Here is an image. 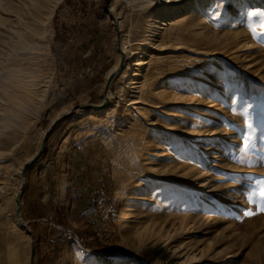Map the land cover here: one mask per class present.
<instances>
[{"label":"rangeland","instance_id":"374dc122","mask_svg":"<svg viewBox=\"0 0 264 264\" xmlns=\"http://www.w3.org/2000/svg\"><path fill=\"white\" fill-rule=\"evenodd\" d=\"M151 1L61 0L50 19L51 37H28L33 48L22 61L45 84L42 98L20 100L24 111L33 108L28 126L16 118L0 127L1 141L13 136L20 143L13 152L0 143V264H29V237L14 226L11 211L13 170L37 152L49 128L40 156L25 169L19 203L33 233L35 264H264V0H243L231 22L226 18L237 0H187L184 21L193 19L192 34L184 30L187 36L167 43L157 38L138 79L140 102L117 130L131 69L120 63L116 34L119 45L138 51L149 15L162 8ZM8 2L0 1V41L11 34ZM255 11L260 15L248 18ZM249 19L254 43L227 46ZM8 48L0 43V64L7 67ZM115 68L107 91L114 97L121 86L122 100L102 118L98 113L114 100L107 96L98 107ZM152 150L170 153L152 161ZM171 159L173 170L151 168ZM71 171L78 186L83 176L98 189L79 190L73 208ZM139 180L144 198L121 230L127 191ZM29 191L47 198L28 203ZM82 208L90 216L79 215Z\"/></svg>","mask_w":264,"mask_h":264},{"label":"bare ground","instance_id":"6f19581e","mask_svg":"<svg viewBox=\"0 0 264 264\" xmlns=\"http://www.w3.org/2000/svg\"><path fill=\"white\" fill-rule=\"evenodd\" d=\"M60 1L61 0H9L7 6H5L4 8L6 11L11 12L9 14L11 19L8 25L9 32H11V34L9 35L10 37L9 40L6 39L1 40L0 43L2 48H4L5 46L6 48H8V46L10 45V48H8V50H10V54L12 53L13 57L10 61L12 63L8 67L4 66V64L2 63L0 64V127L1 128L9 127L10 122L16 118L20 119L19 125L24 124L28 126L31 120L30 118L34 117V116L31 117L29 112V110L33 108L28 107L25 108L24 111L22 109L20 100L24 99L30 101L33 99V95L37 98H42L41 87L42 84L43 85L45 84V80L42 77L37 78L34 74H30L34 72V70H32L33 68L26 67L25 65L29 64V62H27L28 60L23 62L22 59L25 58L24 57L25 51L27 49L33 48L32 46L30 48V45L27 42L28 37L31 36L42 37V35L48 32H49V36L51 37L52 29L50 27V19L57 3ZM132 1H137V2L142 1L145 4L152 3L151 0H132ZM251 1L254 2L255 0H251ZM187 2H188L187 0H159V4L162 6V8L153 15H149L147 19L148 30L143 42L141 43L142 47L139 48L138 51H133L127 45L125 46L123 45V43H121L120 48L122 51V62L125 61L127 65V69H131V73L127 78L128 85H126V87H128L130 90L129 91L130 96H128V98L126 99L127 101V104L125 105L126 108L124 110V113L120 121L116 124L115 129L122 130V128H124L129 123V119L133 116V111L135 110V107L133 105L140 102L139 101L140 98L138 95L139 93L138 88L141 86L140 85L141 83L138 81V79L140 76H142L144 66L148 64L149 59H146V57L148 56V52L151 49L155 48L157 38H159V41H161L162 43L163 42L167 43L172 41L175 38V36H177L179 40L187 36L184 33V30H186L188 34H192L195 25L193 19L189 18L186 21H184L186 17L184 16L183 13H185L184 11L187 9L186 6ZM242 2L243 0L236 1L235 3L236 5L233 7L232 10H230L226 18L227 22L235 21V18L237 19L240 17ZM206 5L209 6L208 2L206 3ZM257 15H260V13L257 11L249 12L248 18L250 17L252 18V16L256 17ZM263 16H261L260 19L264 23ZM183 21L185 23H183ZM252 25L253 24L250 23V19H249L246 28H241L240 30L232 31L234 34V38H231V40L227 42V46L230 45L231 43H234L235 44L234 46H239L241 42L243 43L240 44L239 47H243L247 43H250L252 45V43L254 42L249 40V37H251V35L252 36L256 35L255 31H253L255 26L252 27ZM261 34H262L261 38L264 39V26ZM7 59L8 58L6 57L5 60ZM31 87H36V89L34 90ZM120 91H121V86L119 87V90L114 97L112 96V94H110L107 91V96H109L110 99L112 97L114 99V100H110L109 102V104L112 107L100 111L98 115L104 118V117L112 116L114 114L116 106L119 104V101L122 100L121 98L122 94H120ZM13 109L18 112L14 113L15 111ZM209 115L210 113L205 114L204 119L208 120L211 117ZM232 118H234V120L236 121L237 123L236 125H239L238 123L239 119L236 113L232 115ZM239 122L241 123V120ZM206 129H208V131L211 130L210 124L207 125ZM153 139H154L153 137H150L149 141L151 142L153 141ZM0 143H2V146L10 152H13L16 149H18L17 147L20 144L19 139L13 136L12 137L5 136V138L2 139V141L0 140ZM152 151H153L151 154L152 161L157 158L163 157L165 155L167 156L170 153V152L163 153V151H159V150H152ZM34 153L35 152L27 154L24 161L21 162L15 170H13L15 171L17 186L11 197V211L13 214L14 226L16 228H18V225L16 223L14 216V199L16 192L20 186L21 168L23 166V163L28 159H30V157H32ZM172 160L173 159L167 161L165 164H160L159 162H157L155 165H151V168L157 166L158 169H160L161 171L173 170L174 165H172L173 162ZM184 169H189V167L186 165ZM145 191H146V187L145 184L142 182V180H139L136 183V185L132 188L131 192L127 191L128 193L127 200L125 201L118 217V224L121 230L125 228L128 218L131 216L132 212L135 209L137 200L144 198ZM187 219L188 218L182 219V222ZM71 259H73V261L76 262L75 255H73Z\"/></svg>","mask_w":264,"mask_h":264},{"label":"water","instance_id":"95a60500","mask_svg":"<svg viewBox=\"0 0 264 264\" xmlns=\"http://www.w3.org/2000/svg\"><path fill=\"white\" fill-rule=\"evenodd\" d=\"M116 45H117V49H118L119 55H120V63H123L122 62V51H121V48L119 45V34H118V32L116 34ZM116 72H117V69L115 68L112 72L109 73V75L107 77L106 84L104 87L103 103L101 106H98L100 108H103L105 106V104H107L108 97H107L105 92L107 91L109 83H110L112 77L116 74ZM79 107H82V106H79ZM49 129L45 131V133H44V135H43V137L39 143V147H38V150L35 153V155L33 157H31L30 159H28L27 161H25V163L23 164V166L21 168V173H20V186L16 192L15 199H14V216H15L16 223L18 225V228L24 234H26L29 237V241H30V251H29V258H28L29 264H35L34 263V250H35V248H34L35 247L34 246V237H33V233L31 231V229L27 226V224L23 221V219L21 217V213H20V209H19V203H20L21 193L23 191L24 184H25V169L35 159H37L40 156Z\"/></svg>","mask_w":264,"mask_h":264},{"label":"crops","instance_id":"0c3cea01","mask_svg":"<svg viewBox=\"0 0 264 264\" xmlns=\"http://www.w3.org/2000/svg\"><path fill=\"white\" fill-rule=\"evenodd\" d=\"M78 174L75 172H73V171H71V176H70V179H69V182H68V186H67V188L69 189V192H70V194H69V198H70V200L72 199V208H73V206H74V204L76 203H74L73 202V199L75 198V196L76 195H78V192H79V190H83V192L85 193V191L87 192V191H91V189L93 188V183L92 182H89V181H86V180H83L82 179V175H80V176H82L81 178H80V183H79V186L77 185L78 183L77 182H75L77 179H76V176H77ZM75 180V181H74ZM74 183H75V185H74ZM64 187H66V185L64 186ZM95 188V192H97L98 191V189H97V186H95L94 187ZM94 188H93V190H94ZM96 189H97V191H96ZM75 192H77V194H75L74 195V193ZM45 194L44 195H35V193L34 192H26V195L24 196L25 197V201L26 202H28V203H30V202H32L33 200H37V199H39L41 202H44V200L47 198H45ZM81 198H82V200L83 201H85V203L87 202V200H92V195H91V197H90V199H85L83 196H80ZM97 206H98V204H99V197H100V195L99 194H97ZM80 198V199H81ZM77 200H79V199H77ZM76 200V201H77ZM81 200V201H82ZM88 201V202H89ZM90 203H88V205H89ZM83 206V205H82ZM95 207H96V205H95ZM87 210V208L86 209H81V211H79L78 212V214L79 215H82V214H85V215H88V216H90V210L88 211H86ZM33 219H31L30 221H32Z\"/></svg>","mask_w":264,"mask_h":264},{"label":"snow or ice","instance_id":"6c2138e0","mask_svg":"<svg viewBox=\"0 0 264 264\" xmlns=\"http://www.w3.org/2000/svg\"><path fill=\"white\" fill-rule=\"evenodd\" d=\"M261 211H264V208H262Z\"/></svg>","mask_w":264,"mask_h":264},{"label":"built area","instance_id":"2783aa9c","mask_svg":"<svg viewBox=\"0 0 264 264\" xmlns=\"http://www.w3.org/2000/svg\"><path fill=\"white\" fill-rule=\"evenodd\" d=\"M104 217L106 218V215H104Z\"/></svg>","mask_w":264,"mask_h":264}]
</instances>
